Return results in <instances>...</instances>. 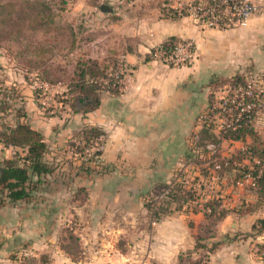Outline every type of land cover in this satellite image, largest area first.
Segmentation results:
<instances>
[{
    "label": "crops",
    "instance_id": "crops-1",
    "mask_svg": "<svg viewBox=\"0 0 264 264\" xmlns=\"http://www.w3.org/2000/svg\"><path fill=\"white\" fill-rule=\"evenodd\" d=\"M101 4L112 9L103 11ZM162 5V0H70L56 11L55 19L73 32L38 37L50 46L45 67L49 78L43 77L40 67L17 61L15 43L0 45V89L15 88L21 94L25 118L42 134L47 144L44 158L52 168L33 176L40 182L29 196L0 202V264H12L10 254L24 248L48 253L52 264H180L179 255L194 249L199 233L206 235L207 244L220 240L202 264H264L257 246L264 241V232L229 238L236 231H251L254 220L264 217V191L221 187L220 192L229 194L223 200H228L230 210L209 234L204 232V212L192 210L191 204L172 205L158 220L145 205L187 166L185 155L201 129L214 79L246 74L264 91V5L259 4L245 23L225 28L202 26L187 14L172 16ZM170 36L194 41L193 62L172 66L151 58L149 51ZM81 38L86 49L80 47ZM81 52L106 63L124 57L132 70L129 86L119 92L101 89L98 105L87 112L54 97L66 90L68 83L61 77L67 75L66 66L72 71ZM40 81L48 82L53 92L47 110L41 109L39 96L36 99ZM214 90L217 99L221 87ZM22 118L12 106L0 111V120L7 123ZM89 127L103 135L96 161L84 160L71 144ZM253 127L264 136V107ZM250 142L249 135L225 138L220 154L231 156ZM25 153V147L0 143V162ZM242 202L251 210L240 215L236 210ZM68 222L78 247L86 249L82 256L60 244L61 224ZM144 244L146 255H128L120 249ZM198 252L201 249L194 254Z\"/></svg>",
    "mask_w": 264,
    "mask_h": 264
},
{
    "label": "trees",
    "instance_id": "trees-1",
    "mask_svg": "<svg viewBox=\"0 0 264 264\" xmlns=\"http://www.w3.org/2000/svg\"><path fill=\"white\" fill-rule=\"evenodd\" d=\"M70 0H0V41L9 47L12 43L16 44L14 57L20 64L39 68L43 77L49 78L50 71L47 70L46 62L50 56L51 50L45 39H39V35H46L52 31H62L63 34H69L72 27L68 24H59L55 19V13L64 9ZM168 0H162L163 7ZM10 7V9H9ZM169 14L177 16L184 14L178 12L174 8H168ZM179 40L175 36H170L162 43L164 48H171L174 42ZM68 43V42H66ZM113 60L111 63L99 62L97 59L85 56L83 52L75 60L73 69L70 74H65L64 77L68 80L65 91L56 93L58 101L69 103L74 110L87 112L94 109L99 103V91L108 89L113 92H119L115 86H111L109 82L103 83L97 78L104 76L106 71L113 68L115 65ZM54 76V75H53ZM58 77V76H54ZM246 74H235L228 78H216L212 81V91L209 93V105L207 111L202 115L201 129L197 139L193 142L194 146L204 147L203 152H209L208 144L219 145L223 139H242L249 135L251 142L245 148L240 149L236 154L226 156L223 159H218L213 166L217 171L215 178L218 184L225 189L231 186L237 187V180L241 179L244 174L250 173L254 176L255 184L252 186L254 190L259 192L264 191V136L260 135L253 127V122L257 118L253 108L249 111L240 112L239 107L233 108L231 112L222 109L219 104L222 99H216L215 88L245 86L247 80ZM52 80V79H51ZM36 91V89H35ZM230 93L227 94V96ZM36 99L38 95L36 94ZM259 99L264 100V91L259 92ZM245 102L253 101L249 95H244ZM234 103L230 100L225 101V109L233 107ZM13 107L16 114L23 116L13 123L0 122V141L7 144L19 145L26 148V153L14 158L3 159L0 164V202L3 198L14 202L21 198L29 196L30 191L35 189L40 178H33L34 175H40L52 170L51 166L46 162L44 156L47 150V144L44 141L39 130L32 127L27 120L26 112L22 102L21 94L17 93L15 88L0 89V111L6 112L9 107ZM263 109V108H262ZM241 113L239 116L238 113ZM226 115L228 121L223 123L218 134L213 131L216 129L218 118ZM101 134L96 127H89L81 131L76 140L82 143L75 146L76 151L83 152L85 147L91 145L92 140ZM192 147L185 155L186 159L192 157ZM211 151V149H210ZM220 158V153L217 151L214 156ZM224 157V156H223ZM244 158L249 160V163L244 162ZM214 159V161H215ZM207 166L209 169L210 166ZM204 175L206 173H203ZM211 177V176H210ZM208 177V178H210ZM164 188H168L167 196L155 202L153 198L146 200L145 205L152 214V218L158 220L163 214L171 210L170 207H182L183 205H192V210H202L206 218V229L212 230V227L217 220L222 219L229 212V208L224 205L223 198H228L229 194L220 192L218 189L212 195L198 192L192 186L184 185L178 180L163 184L155 194L161 192ZM222 194V195H221ZM206 198V199H205ZM251 210L249 204L242 202L236 210L240 215ZM264 232V217H257L251 231L239 232L236 231L229 238L235 239L238 237H256ZM204 233H199L196 236L193 250L181 253L179 255L180 264H202L203 258L211 252L219 243L220 240L212 241L210 244L204 242ZM76 236L70 231L68 238ZM72 242L62 244L63 248L71 253L74 247ZM258 254L264 257V241L258 242ZM201 249V253L195 255L194 252ZM203 251V252H202ZM12 264H38L34 261V256L26 252L15 251L10 254ZM40 264V263H39Z\"/></svg>",
    "mask_w": 264,
    "mask_h": 264
},
{
    "label": "built area",
    "instance_id": "built-area-1",
    "mask_svg": "<svg viewBox=\"0 0 264 264\" xmlns=\"http://www.w3.org/2000/svg\"><path fill=\"white\" fill-rule=\"evenodd\" d=\"M179 0V3L175 5L172 3V0H168L165 5L169 8H174L178 12H184V14L192 16L200 25L205 27H216V28H225L238 26L246 22V20L251 16V14L258 8L259 4L264 5V0L261 2H255L252 0ZM149 54L152 59L158 60L167 65L178 66V65H187L194 61L196 58V49L195 44L192 39H179L174 42V45L167 49L159 44L153 47ZM109 78L111 79V86H115L118 91L124 90L127 86L132 82V70L127 64L124 57H119L115 62L113 68L106 71L104 76H100L97 79L102 81L103 83L109 82ZM252 78V77H250ZM39 90L41 89V93L38 92L39 96V105L42 110H47L51 105V100L53 98L52 93L49 91L51 88L48 82L40 81ZM222 90V94L218 99H222L219 106L222 107L224 112H231L233 108H238L240 112L249 111L253 108L255 114L261 112L264 107V100L259 99V89L254 83L253 79L247 80L245 86H238L232 88L224 87ZM228 90L227 93L223 94L224 91ZM230 93L228 96L227 94ZM249 95L253 101L245 102L243 100L244 95ZM230 100V102L234 103L233 107H229L225 109V101ZM238 113L239 116L241 113ZM225 117V119L223 118ZM221 120V125H219L218 131L223 128V123L228 121L226 115H222L218 118ZM217 129V128H216ZM198 135H194L191 141L192 152H196L200 155V150L196 146L193 145V142L197 139ZM76 145L81 144L80 140H74ZM0 143H3L0 141ZM220 145L208 144L207 147L213 152L220 151ZM103 135L100 134L96 138L92 140L91 145L85 147L83 152L76 151L75 146L73 145V149L80 155L84 160H97L99 157V153L103 149ZM202 152V151H201ZM215 152V153H216ZM194 155V153H193ZM210 157V154H209ZM191 158V157H190ZM187 159V166L182 167L176 172V180L182 182L184 185L192 186L198 192L201 190H205V185L208 184L210 186V178L214 179V175H211L207 181H203L201 179V175L198 173L191 174L192 169L190 170L191 165H198V162L201 160H193ZM255 180L254 176L250 173L244 174L241 179L237 180V186L250 185L254 186ZM210 191V189H209ZM168 193V188H164L161 192L156 194L153 197L155 202L159 201L161 198L166 197ZM204 194V192L202 191Z\"/></svg>",
    "mask_w": 264,
    "mask_h": 264
},
{
    "label": "rangeland",
    "instance_id": "rangeland-1",
    "mask_svg": "<svg viewBox=\"0 0 264 264\" xmlns=\"http://www.w3.org/2000/svg\"><path fill=\"white\" fill-rule=\"evenodd\" d=\"M9 9H10V7H9ZM79 24L80 23H78V25ZM78 25L76 24L77 27H78ZM3 27H4L3 24H0V28L2 29ZM80 30H82V29L80 28ZM80 35L82 36V33H80ZM63 41L66 42V38L65 37H64ZM79 41H80V47L86 49L87 46H84L85 43L84 44L82 43V41H83L82 38ZM9 43L12 44V41L9 42ZM0 45H4L5 46V44H4V42L2 40L0 41ZM71 67L72 66H70V67L69 66L68 67L66 66V68H67V74H70ZM66 81L68 82V80H66ZM35 89H36L35 92L41 93V89L39 90L38 87H36ZM227 92H228V90L224 91L223 94H225ZM220 94H222V92ZM223 118L225 119V117H223ZM1 121L2 120H0V122ZM221 122H222L221 120H218L217 125H216V128L217 129L219 128V125H221ZM197 148H198V150H200L199 151L200 152V155H198L196 152H192V153H194V155H192V157L190 159H193V160H201V162H198V165H194V166L191 165L190 170L193 167V170H192L191 174H194L193 171L195 173H198L199 172V174L202 176L201 179H203V181L205 182V181H207L208 177H210L211 175H214V177H215V175L217 173V171L215 170V168L213 166H210V165L211 164L215 165L216 160L223 159V158L226 157V155L223 157L220 154V158L216 157V159H215V157H213V156H214V154H215L216 151L213 152L211 150L210 153L209 152L206 153V152H203V148L204 147H198L197 146ZM219 153H220V151H219ZM209 154H210V157H209ZM214 159H215V161H214ZM244 162L245 163H249V160L247 158H244ZM208 165L210 166L209 169L207 168ZM203 173H206V174L204 175ZM216 181H218V177H217V179L216 178H214V179H211L210 178V184L211 185L208 186V184H206L205 185V188H208V189H205V190L202 189L201 191H203L207 196L208 195H212L214 192H216L218 189L221 188V186L218 184V182L216 183ZM238 186L241 187V188H243L245 191H249L251 189L254 190V188L251 187L250 185H243V186L238 185ZM209 189H210V191H209ZM223 199H225V198H223ZM222 202L224 203V205H226V206L228 205V200H226V202L223 200ZM71 225H72V223H70V222H68V226H65L64 223L61 224V227L63 226V230H61V232H60L61 233L60 234V239L62 238L60 240V244L62 245V244H66L67 242L68 243L69 242H72L73 245H74V247L72 245L70 246L72 248V253L71 254H74L75 256H77V255L82 256L83 253H84L82 251L83 250H86V249H84L83 247L82 248L78 247L80 245H79L78 240H77L76 237L73 238V239L68 238V234L72 230L71 229ZM204 232H206V233L209 234L210 231L209 230H205ZM72 243H70V244H72ZM120 249H121V251L123 253H127L128 255L129 254H134V253H139L141 255H146L147 254V251H148V247H146V244H144L143 246H137V247H132V248L126 247V246L125 247L124 246H121ZM78 251H80V252H78ZM19 252H26L27 254H31L32 256H34V258H35L34 261H36L35 263H38V264L39 263L40 264H52L50 262L51 260H50V256L48 255V253H45V252L44 253H40L38 250H34L33 248L31 250L30 249H27V248L26 249L24 248V249H22ZM126 264H143V263H130V262H128ZM144 264H150V263H144Z\"/></svg>",
    "mask_w": 264,
    "mask_h": 264
},
{
    "label": "water",
    "instance_id": "water-1",
    "mask_svg": "<svg viewBox=\"0 0 264 264\" xmlns=\"http://www.w3.org/2000/svg\"><path fill=\"white\" fill-rule=\"evenodd\" d=\"M100 8L103 10V11H110L112 8L109 7L108 5L106 4H101ZM0 170H2V167H0Z\"/></svg>",
    "mask_w": 264,
    "mask_h": 264
}]
</instances>
